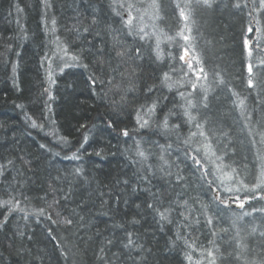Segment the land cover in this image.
<instances>
[{"label": "trees", "instance_id": "16d2710c", "mask_svg": "<svg viewBox=\"0 0 264 264\" xmlns=\"http://www.w3.org/2000/svg\"><path fill=\"white\" fill-rule=\"evenodd\" d=\"M146 1L150 0H128L136 5L138 12L142 10L141 4ZM179 1L176 0L177 4L182 5ZM52 2L53 7L47 9L45 14L40 0H0V163H6L9 159L16 161V167L21 168L26 177L23 181L14 180L17 172L11 166L4 176H0V200L15 197L21 201L19 208L23 209H17L8 217L7 225L0 227V264H96L93 256L96 247L95 231L99 230L105 236L123 235L114 227L113 220L117 225L126 223L129 230L148 231L147 239H150L153 249L159 252L155 264H208L206 251L214 246L210 242L214 241L215 246L223 252L237 230L260 253L262 250L257 245L264 241L258 238V232L264 231V213L257 211L248 216L242 214L252 212L253 208H264V201L251 200L241 209L235 197H243L244 192L226 194L211 175L202 177L198 167L185 157L186 151L190 155L195 154L193 150L200 148L197 144L201 143L202 137L191 136L197 129L194 123L185 122L181 107L186 105L187 99L195 101L206 90H211L213 95L209 97L210 104L215 102L207 112L210 125L229 133L223 140L227 153L225 164L230 166L225 170L232 173L231 169L234 168L238 175H232L237 180L251 182L254 158L248 150V122L235 107L237 97L229 91L231 89L239 93L240 98H245L249 113L253 109L257 114L260 113L264 92L246 87L245 65L248 59L244 39L250 38L245 31L251 19L248 17L250 9L237 12L227 7L229 0H215L218 7L208 11L211 15L208 25L212 31H205L200 37L202 42L206 38L211 40V52L201 53L200 41L195 33L191 35L190 44L200 60L196 61V65L207 75V79H203L200 72L196 77L191 69L181 63L179 52L183 45L179 38L163 41L157 47L152 37L146 36L140 40L136 35H128L121 16L113 11V0ZM16 5L23 11L17 12ZM175 10L177 24L175 30L168 33L170 37L175 36L182 23L179 10ZM94 17L96 24L92 33L83 32L85 27H90ZM53 18L55 25L51 22ZM135 24L140 27L139 19ZM117 41L128 49L140 48L142 56L136 57L133 52L132 58L119 60L115 56V50H119ZM92 44L105 49L102 59L108 60L114 67L119 66V71L115 73L109 69L110 74L115 76L112 85H93L89 80L95 65V48L91 47ZM64 47H67L68 52L67 55L63 52V71L49 76V60L54 57L58 60L60 57L53 54ZM259 47L262 50L254 52L252 58L257 65L264 62V41ZM157 54L160 59L156 58ZM72 55H80L89 69L82 66L65 67V62L73 63L69 59ZM13 65H17L15 80L18 88L13 85ZM120 71L123 75L119 74ZM164 72H169L171 77L167 83H162ZM215 73L220 76H215ZM221 79L223 83H220ZM169 83L172 85L171 90ZM193 84H196L195 89ZM149 86L154 87L150 94L146 92ZM129 88L131 92L127 91ZM45 89L50 90L53 97L51 100ZM180 92L185 93L183 98ZM157 97L166 99H161L150 121L151 127L141 129L136 123V110ZM16 105H23V108ZM166 115L169 116L170 125H181L170 137L157 130V123ZM193 115L200 119L199 112H193ZM31 120L36 121L37 127H31ZM125 129L129 133L127 137L122 135ZM186 139L189 140L188 144L184 143ZM137 141L146 155H149L146 163H152L154 167L161 165V152L157 145H162L167 150L164 153L165 159L173 165L178 164L185 183L177 187L175 193L169 191V195H183L189 201V206L201 221L195 231L182 229L175 212L171 213L170 218L176 222H164L161 230L151 214H147L145 223L142 218L145 211L139 210L140 216H137V209L131 204L125 207L121 203L119 211L113 209V219H109L101 214L103 210L99 208L95 197L88 199L102 185L111 186L125 176L131 179L137 171H142L134 162L139 159L136 156ZM40 145L45 147L41 148ZM97 152L100 155H96ZM73 153H77L80 159H67ZM20 156L30 160L29 168L21 165L18 159ZM76 168L81 169L79 176L75 175ZM172 171L176 173V167ZM58 176L61 179L56 182ZM154 183L159 186V181ZM49 184L64 189L70 193V198L66 202L62 200L55 208L49 207L53 200ZM217 197L227 200L228 205L220 204ZM56 198L59 199V196ZM145 199L150 200L151 197L141 193L137 203ZM81 200L88 205L83 211L78 207ZM92 204H96V207H92ZM41 209L45 210L43 216L40 215ZM73 209L85 216L87 224L84 228L74 224L70 229H65L47 219L48 215L56 219V212L68 216ZM204 209L207 215L213 217L214 225L204 223L205 217L201 215ZM6 214V209L0 208V221ZM133 218L141 219V224L136 225L135 229L131 225ZM254 226L258 229L257 234L248 235ZM213 231L216 236L211 234ZM19 232L24 235L20 236ZM178 232L184 239L176 240ZM52 236L59 239L53 240ZM88 236L93 237L91 246L88 242L82 243L80 239ZM60 241L70 249L68 260L61 256L56 247ZM188 256H191V260ZM217 264H220L219 260Z\"/></svg>", "mask_w": 264, "mask_h": 264}, {"label": "snow or ice", "instance_id": "6c2138e0", "mask_svg": "<svg viewBox=\"0 0 264 264\" xmlns=\"http://www.w3.org/2000/svg\"><path fill=\"white\" fill-rule=\"evenodd\" d=\"M43 8L45 9V14L47 9L53 7L52 0H40ZM113 11L117 16H121L123 24L128 31V35H136L140 40H144L145 28L143 26L137 27L135 21L137 19H142L138 16V9L134 3L128 2V0H113ZM156 10L159 12L162 10V4L153 5ZM175 7L179 10V16L185 23V30L181 32L182 39L185 41H190L192 39L191 32L192 28L188 25L194 24L195 19L193 18L194 12L197 9L209 10L214 7H218V4L215 3V0H192L191 4L180 5L176 4ZM227 7L235 9L237 12H242L245 8H249L248 17L251 19L248 20L245 31L250 36L254 35L256 39L251 41L248 38L244 39V48L247 51L248 62L245 65L247 76H246V87L249 90L260 89L261 92H264V62L257 65L253 63V54L254 52L259 53L262 48L259 47L261 42L264 41V0H229ZM186 8L191 9V11L186 12ZM17 12H22L23 9L16 5ZM134 12L137 15H134ZM123 13V15H122ZM156 19H161L157 16ZM52 24L55 25L56 21L53 18ZM19 24V20H17ZM96 24V18L94 17L90 27H85L83 32L92 33V29ZM71 30V29H70ZM55 28H53V32ZM79 32V29H76ZM186 31L188 34H184ZM99 35V33H97ZM59 41V37H57ZM118 49L115 50V56L119 60H124L125 58H132V53L135 52L136 57H141V49H128L123 45H120L117 41ZM60 46L59 44L57 45ZM159 45L157 44V47ZM92 48H95V65L94 70L90 72L89 80L93 85L99 83L100 85H112L115 80V76L111 75L109 69L111 68L112 72H118L119 66H112L111 63L102 59L105 56V49L103 47H97L95 44L91 45ZM65 55H67L68 49L64 47L61 49ZM90 51V50H89ZM92 54V53H90ZM19 55V53H17ZM188 55V49H184V55L179 57L180 60H185V57ZM47 58V57H46ZM157 59H160L159 54H157ZM69 59L73 63L65 62V67L72 66H82L85 69H89V65L82 62L80 55H72ZM199 62V61H198ZM189 67H191V61H186ZM17 65H13V85L14 87H19L15 80ZM63 71V69H61ZM203 79H207V75L203 74V69H200ZM120 75H123V72H119ZM51 74L49 73V76ZM215 76L219 77V73H215ZM200 78V77H198ZM171 77L169 72H164L162 77V83H167L170 81ZM54 83V81H52ZM220 83H223V80H220ZM169 89L171 90L172 85L168 84ZM193 89L196 88V84L192 85ZM131 92L132 89L127 90ZM154 91L153 86H149L146 89L147 93H152ZM231 94L237 97V100L234 101L235 107L240 110V115L248 122V136L250 137L248 150L253 155L252 168H253V179L251 182H245L244 180H237L235 175H229L225 171L226 168H230L229 165H225L224 155H217V151L212 149V142L209 137L212 135L211 132L207 131V126L210 124L207 112L210 108V101L207 95V91L199 97L197 100L187 99L186 105H182L183 117L185 118L186 123H194L196 132L191 133L192 137L199 136L204 138V143L200 148L194 149L193 155H190L187 151L185 152V157L191 159L193 164L198 167L202 172V177H207L212 174V170L207 167V163L211 162L215 166L216 172L220 173L218 179H220L221 184L224 183L225 179L239 183L241 188H237L235 191L240 192L243 190L245 195L241 197L237 195L235 197L238 207L243 209L245 203L251 200H260L264 201V102L260 103V113L257 114L255 109L250 113L248 112L245 98H240V94L229 90ZM45 93L48 94L49 100L53 97L49 89H45ZM179 95L183 98L185 96L184 92H180ZM191 95V94H189ZM103 99V97H101ZM148 96H145L147 101ZM161 99L157 97L155 100H152L150 103H145L136 110V123L141 129H146L151 127L150 121L153 119L155 113L157 112L158 105L160 104ZM19 108H23V105H16ZM49 111H51L50 106ZM193 112L200 113V119H197L196 115H193ZM31 119V118H29ZM31 127H37L36 121L31 120ZM84 127V125H81ZM111 127V124H109ZM181 127L180 124H171L169 123V116H164L161 122L157 123V130L160 131L163 135L169 136L176 130ZM122 135L127 137L129 135L128 130H122ZM229 133L221 130V136L227 138ZM66 143L65 138H61ZM85 142H87V136H85ZM185 144L189 143V140H184ZM41 148H44L45 145H40ZM158 149L161 152L159 160L162 162L159 167H154L152 163H146L149 160V155H146L145 150H142L140 143L136 142V156L139 157L138 160H134L136 164L142 169V171H137L133 178H128L125 176L123 179H117L115 183L111 186L102 185L101 188L93 191L88 199L92 200L95 197V200L99 203V208L103 210L102 215L113 219L111 213L113 209L119 211L120 204L123 203L125 207H128L130 204L134 205L137 209V216H140V211L143 209L145 215L143 218L144 222L147 223V214H151L153 220L156 222L157 226L162 230L164 222L167 224H173L174 221L171 217V213L175 212L179 218V226L182 229H190L195 231L198 226H200L201 221L200 217L195 214L193 209L189 206V201L184 199L183 195H177L173 197L169 195V191L172 193L176 192V188L182 186L185 183L183 175L180 174V169L178 164L173 165L169 160L165 159L164 153L167 151L162 145H157ZM169 148L171 145L168 146ZM203 150L204 156L201 157L200 153ZM227 153H225L226 155ZM96 155H100L99 152ZM21 165L24 168H29L31 165L30 160L25 159L24 156L18 157ZM67 159L78 160L80 156L77 153H73L71 157ZM219 162V163H217ZM9 166L16 168L17 176L13 177L14 180L23 181L26 179L24 171L21 168L16 167V161L9 159L6 163H0V176H4L5 172L8 170ZM176 167V173H173L172 168ZM245 170H247V165H245ZM232 173L238 175L237 170L232 168ZM81 174V169H75V175L79 176ZM61 178L58 176L55 178V181L58 182ZM154 181H159V186H157ZM211 183L210 181H206ZM141 185L143 187H141ZM151 186V187H149ZM49 190L53 194L52 203L49 204V207L55 208L60 205L61 201H67L70 198V193L66 192L60 187H53V184H49ZM225 191L232 192L233 189L230 187L225 188ZM144 193L151 197L150 200L145 199L141 203H137L139 200L140 194ZM47 195V194H46ZM59 196V199L56 197ZM127 197V198H126ZM217 200L220 204L228 205V201L220 199L217 197ZM167 202V203H165ZM21 201L15 197L10 196L8 199L0 200V208H5L7 214L4 215L2 221H0V227L7 225L8 217L12 215L17 209L23 211L22 208H19ZM105 206H107L106 210ZM78 207L81 211L88 208V205L81 200ZM92 207H96V204H92ZM264 213V208L256 209L253 208L252 212H244L242 215L248 216L252 215L254 212ZM40 215H45V210H40ZM127 215V213H125ZM201 215L205 217L204 223L206 225H214V219L212 216L207 215V210L204 209L201 211ZM26 218V217H25ZM47 219L52 222L54 225L63 226L65 229H70L74 224L79 228H84L87 224V220L84 215H80L76 212L75 209L72 210V213L68 216H63L62 213L56 212V219H53L51 215L47 216ZM239 219V218H238ZM235 224V221L233 222ZM114 227L118 228L120 232L123 233L122 236L117 237L115 234L112 236H105L104 233H101L99 230H96L94 236L96 237L95 244L96 247L93 250V256L96 261V264H128L130 261L131 264H155L156 260L159 258V252L155 251L151 246L150 239H147L149 233L147 230L144 232H139L138 230L133 231L129 230V227L126 223L121 222L120 224H115L113 220ZM141 224V219L133 218L131 221L132 228L135 229L136 225ZM222 231H227L222 229ZM247 231V230H246ZM51 234V230H49ZM258 229L254 226L251 228L248 235L257 234ZM20 236H23V232L18 233ZM213 236H216V232L211 233ZM258 238L264 241V231L258 232ZM31 239V237H29ZM53 240H58L56 236H52ZM81 242H88L91 246L93 242V237H81ZM184 239L181 233L176 234V240ZM187 244V239L184 240ZM213 247L206 251L205 259L208 260V264H217V260L220 261V264H264V243L257 245L261 248V252L257 253L255 248L251 246L250 242L246 240L245 236L241 235L239 230L236 231L235 237L228 243V245L221 251L220 247L215 246V242L212 241ZM57 248L60 250L61 256L66 260L70 259V249L63 245V242L60 241L57 245ZM115 249V251H113ZM231 249V251H229ZM191 260V256L187 257Z\"/></svg>", "mask_w": 264, "mask_h": 264}, {"label": "rangeland", "instance_id": "374dc122", "mask_svg": "<svg viewBox=\"0 0 264 264\" xmlns=\"http://www.w3.org/2000/svg\"><path fill=\"white\" fill-rule=\"evenodd\" d=\"M179 3H182V5H188L192 3V0H180ZM154 4H162V10L159 12L156 10V8L153 6ZM177 4L176 0H150L146 1L144 4H141L142 9L140 12H138V16L142 17V19H139V24L140 26H143L145 28V32L147 35L145 37H152L153 40L155 41L156 44L160 45L163 41H167L170 39L179 38L178 40L181 41L182 43V48L180 49L179 52V57L181 55H184V49H188V55L185 57V60H180L182 64H184L188 69H191V72L197 77L198 73L200 72V68L196 65V61H200L199 58H197L198 54L195 52L193 49L192 45L190 44V41H185L182 39L181 32L185 30V23L183 20L182 23L179 26V30H177V33H175V36L172 35L171 37L168 35V33L173 32L175 30L176 26V7L175 5ZM186 12L191 11V9L186 8ZM210 10V9H209ZM209 10H202V9H197L194 12L193 18L195 19L194 24H189L188 27L192 28L191 35L195 33L197 39L201 43V53L202 52H211L213 51V43L211 42L210 39H204V42H202V33L207 31L208 33L212 31V27L208 25L210 14H208ZM123 14V13H122ZM134 15H137L135 13ZM159 16L161 19H156V17ZM138 20V19H137ZM138 24V25H139ZM158 31V32H157ZM184 34H188L186 31H184ZM210 35V34H209ZM249 35V34H248ZM201 37V38H200ZM250 40L254 41L256 37L254 35L250 36ZM155 44V45H156ZM54 56H57L59 59L56 60L55 57L52 60H49L48 66L51 67L49 68V72L52 75L58 73L63 67L62 63L64 61H61L64 57L63 51L56 50L55 53L53 54ZM247 55V51H246ZM186 61H191V67H189L188 63ZM198 64V63H197ZM207 91V90H206ZM208 97L212 96L213 93L211 90L207 91ZM215 100L210 104V108L214 106ZM209 108V109H210ZM199 117V115H198ZM219 129V130H218ZM221 130L218 127H214V125H208L207 126V131L211 132L212 135L209 137V139L212 142V149L217 151V155H224V161L223 163L225 164L227 160L225 157V144L223 140L225 141V137L221 136ZM250 140V139H249ZM201 143L197 144L199 147L205 142L204 138L202 137ZM201 157L204 156V152L202 151L200 154ZM219 163V162H217ZM228 163V162H227ZM210 164V166H209ZM208 168L212 170V178L215 180V183L218 184V186L221 187V190L224 191L226 194H232L235 193L237 188H241V185L239 183L231 182L227 179H225L224 183L221 184L220 179H218V176L220 173L216 172L215 166L209 162ZM226 165V164H225ZM226 171V170H225ZM229 175H232V173H229ZM230 187L233 189L232 192H227L225 191V188ZM243 192V190H241Z\"/></svg>", "mask_w": 264, "mask_h": 264}]
</instances>
